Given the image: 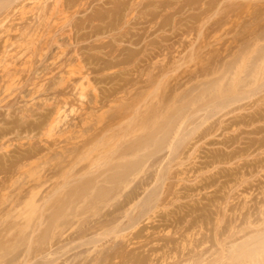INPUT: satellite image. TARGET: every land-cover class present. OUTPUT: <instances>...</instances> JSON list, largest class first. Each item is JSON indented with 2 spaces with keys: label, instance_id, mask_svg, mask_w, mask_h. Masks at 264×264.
I'll return each instance as SVG.
<instances>
[{
  "label": "rangeland",
  "instance_id": "rangeland-1",
  "mask_svg": "<svg viewBox=\"0 0 264 264\" xmlns=\"http://www.w3.org/2000/svg\"><path fill=\"white\" fill-rule=\"evenodd\" d=\"M0 264H264V0H0Z\"/></svg>",
  "mask_w": 264,
  "mask_h": 264
},
{
  "label": "bare ground",
  "instance_id": "bare-ground-1",
  "mask_svg": "<svg viewBox=\"0 0 264 264\" xmlns=\"http://www.w3.org/2000/svg\"><path fill=\"white\" fill-rule=\"evenodd\" d=\"M248 75H250L251 76V80H255L257 77V74H258V72L256 71V70H253V69H251L250 71H248V73H247ZM249 81V80H248ZM247 81V82H248ZM215 89H217L216 87H215ZM210 91H212V90H210ZM221 91V90H220ZM214 92V91H213ZM216 93H217V97H215L216 98V102L213 100L212 102H214V103H217V101L219 100L220 102L222 101V100H224L223 98H225L226 99V97H227V95H226V93H223V91L221 92L222 94H223V96H222V94L221 93H219V90L217 89L216 91H215ZM215 94V93H214ZM226 96V97H225ZM57 111H60V110H57ZM56 112V111H55ZM51 114H52V111H51V109H48V110H46L45 112H43V114H41V116H40V120L35 124V126H31V127H35V128H37V130L40 128L41 129V126L45 123V122H47L48 121V119L49 118H51L52 116H51ZM54 119H56V118H53V120ZM57 120V119H56ZM52 122H54V121H52ZM31 125H33V124H31ZM168 132H169V129H166ZM165 130V132H167ZM175 131V130H174ZM2 132L3 133H5L6 131H4V130H2ZM164 132V133H165ZM174 133V132H173ZM165 135V134H164ZM167 135V134H166ZM152 136H156L155 134H152ZM168 136V135H167ZM157 137V136H156ZM148 141L149 140H152V139H155L154 137H151V136H148L147 138H146ZM31 146V145H30ZM34 146H36V144L34 145ZM38 147V149L40 150L41 148L43 149L44 147H49L48 145H44V146H37ZM40 147V148H39ZM30 148H28V149H26V150H29ZM31 149H32V147H31ZM35 149H37V148H34V149H32V151L30 150V151H27V154H26V156H31V155H33L36 151H35ZM34 150V151H33ZM22 155H24V154H22ZM121 162H123V161H121ZM125 162V161H124ZM130 163V162H129ZM120 165H123V163L121 164L120 163ZM122 168L124 167L125 169H129L130 167H131V165H127V162H125V165L124 166H121ZM123 168V169H124ZM119 169H121V168H119ZM121 170V171H124V170ZM126 171V170H125ZM13 201V200H12ZM14 203V202H13ZM17 204V203H16ZM19 204V203H18ZM10 206H12V205H10ZM14 207H16V206H14ZM13 208V207H12ZM14 209H17V208H13V210ZM18 210V209H17ZM19 210H20V208H19ZM18 210V211H19ZM14 212V211H13ZM55 213H56V216H57V211H55ZM21 214V213H20ZM18 215V214H17ZM53 215V217L55 218L56 216L54 215V214H52ZM61 215H62V211H61Z\"/></svg>",
  "mask_w": 264,
  "mask_h": 264
}]
</instances>
